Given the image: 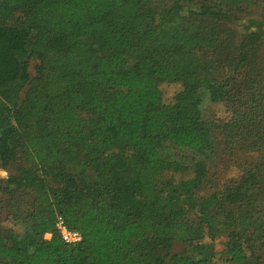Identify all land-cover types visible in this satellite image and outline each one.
Returning a JSON list of instances; mask_svg holds the SVG:
<instances>
[{
  "label": "trees",
  "instance_id": "trees-1",
  "mask_svg": "<svg viewBox=\"0 0 264 264\" xmlns=\"http://www.w3.org/2000/svg\"><path fill=\"white\" fill-rule=\"evenodd\" d=\"M0 163V264H264V0H0Z\"/></svg>",
  "mask_w": 264,
  "mask_h": 264
},
{
  "label": "rangeland",
  "instance_id": "rangeland-1",
  "mask_svg": "<svg viewBox=\"0 0 264 264\" xmlns=\"http://www.w3.org/2000/svg\"><path fill=\"white\" fill-rule=\"evenodd\" d=\"M258 14H255V16ZM251 17H244L239 21L233 22V26H235V28L237 29V31L240 32H246L247 30V26L249 24V20ZM256 30L255 27H252L251 29L248 30V32L254 31ZM37 61L33 60L31 61L30 64V73L31 75H35L36 74V65H37ZM161 88L163 90V95H164V101L166 103H170L173 100L174 95L176 94V92L178 90H180L181 85L179 83H162L161 84ZM208 114L212 115V116H217V117H221V118H226L228 115L226 113V106L222 103H218V104H211V106L208 107ZM245 157H243L244 159ZM235 162H239L240 160L238 158L234 159ZM235 162H232L231 159H229L228 157H226L225 159H223L221 161L220 164V170H219V174L216 177V180L218 183H224L226 180L230 179V178H238L240 175V169L235 165ZM9 171H7L6 169H4L0 163V182L1 181H5L8 176H9ZM177 177L179 178L180 175H177ZM7 225H11L10 222L6 223ZM205 242L209 245V246H213L215 247V249L217 251H220L222 249V244L219 242V240L213 241L210 238L205 239ZM184 250V245L179 242V241H174L173 242V252L174 253H178V252H182ZM215 261L218 264H225L223 262V260L219 257L216 256L215 257Z\"/></svg>",
  "mask_w": 264,
  "mask_h": 264
},
{
  "label": "built area",
  "instance_id": "built-area-1",
  "mask_svg": "<svg viewBox=\"0 0 264 264\" xmlns=\"http://www.w3.org/2000/svg\"><path fill=\"white\" fill-rule=\"evenodd\" d=\"M56 228L59 231L62 239L67 243L75 244L82 240L81 232L78 230L70 229L67 226L65 219L62 215L57 216ZM51 236L52 233L50 232L46 233L45 235L46 238H51Z\"/></svg>",
  "mask_w": 264,
  "mask_h": 264
}]
</instances>
